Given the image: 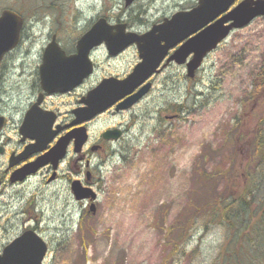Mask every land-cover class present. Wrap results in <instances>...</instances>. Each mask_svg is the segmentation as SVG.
<instances>
[{
    "label": "rangeland",
    "instance_id": "rangeland-1",
    "mask_svg": "<svg viewBox=\"0 0 264 264\" xmlns=\"http://www.w3.org/2000/svg\"><path fill=\"white\" fill-rule=\"evenodd\" d=\"M196 5L197 0H134L129 5L125 0H0V12L10 8L25 18L24 38L11 54L18 56L15 66L7 60L0 90V104L10 118L5 134L9 148L15 154L24 148L17 129L33 99H27V84L35 81L30 74L49 41L48 32L57 31L62 46L70 49L79 33L99 18L108 24L124 23L128 32L144 33L163 17ZM90 58L94 74L77 93H87L102 78H124L139 60L134 45L110 57L103 44L92 50ZM150 80V92L128 111H108L88 125L90 145L106 129L124 131L120 141L105 142L104 152L89 155L85 169L92 171L97 195L94 212L89 203L74 199L63 176L45 184L42 170L10 185L8 176L16 167L5 172L10 153L0 154L4 180L0 254L24 230L33 229L47 245L43 264L219 263L216 258L226 235L221 225L209 224L205 231L201 220L182 231L183 222L206 194L223 193L231 179L237 176V183L246 173L253 134L262 130L258 120L264 114V95H250L264 80V16L232 31L205 57L193 79L186 76L184 66L170 64ZM74 98L52 100L65 111L74 105ZM170 106H177V111H166ZM236 117L241 121L233 127ZM66 122L70 121L64 117L57 124ZM65 133L62 128L55 140ZM236 133L240 145L230 147L225 139ZM26 141V145L33 142ZM71 152L59 165L61 175L73 174L68 164ZM222 166L227 176L215 183L217 192L199 187L200 174H218Z\"/></svg>",
    "mask_w": 264,
    "mask_h": 264
},
{
    "label": "water",
    "instance_id": "water-1",
    "mask_svg": "<svg viewBox=\"0 0 264 264\" xmlns=\"http://www.w3.org/2000/svg\"><path fill=\"white\" fill-rule=\"evenodd\" d=\"M133 1L125 0V5ZM235 1L197 0V5L193 8L165 17L143 34L125 32V24L110 25L104 18H99L77 41L76 54L66 56L54 40L46 47L39 68L42 88L46 92H64L80 84L92 72V62L89 59L91 49L101 43L105 44L110 55H117L129 45L136 44L140 61L131 73L121 80L105 78L90 90L83 99L85 106L73 111L76 116L73 123L92 119L125 96L127 97L116 105V110L129 108L149 91L151 84L146 81L152 74L159 72L158 67L170 48L183 42L166 63L174 60L178 64H185L186 75L192 79L206 55L216 49L232 30L245 27L256 17L264 16V0H241L228 10ZM0 22L4 35L3 44L0 45L1 60L4 53L18 43L23 21L18 13L6 9L0 14ZM190 55L192 57L187 61ZM144 82L146 83L142 85ZM139 86L141 87L134 92ZM54 120L51 112H39L36 105L28 110L19 132L22 140L28 138L35 142L25 146L17 156L11 155L9 167L46 149V145L56 134V130H52ZM3 124L4 118L0 117V129ZM102 136L104 139L116 140L120 137V131L106 130ZM87 137L85 127L68 132L34 161L13 171L10 181H21L48 163L56 170L66 154L70 140L74 139V151L80 152ZM1 151L0 148V153ZM71 192L76 200L89 199V209L95 211L96 193L91 187L83 186L80 181L75 180L72 182ZM24 237H27L26 242L17 243ZM46 252V243L35 231L28 229L3 248L0 264H42Z\"/></svg>",
    "mask_w": 264,
    "mask_h": 264
},
{
    "label": "trees",
    "instance_id": "trees-1",
    "mask_svg": "<svg viewBox=\"0 0 264 264\" xmlns=\"http://www.w3.org/2000/svg\"><path fill=\"white\" fill-rule=\"evenodd\" d=\"M260 93L264 95V80L255 86L250 95L254 98ZM177 109V106H170L166 111L176 112ZM237 117L234 118L233 127L241 121ZM260 120L262 130L253 134L249 157L246 158L249 165L246 173L240 176L242 181L234 182L235 176L223 193L206 194L202 202L197 204L192 217L183 222L182 231H186L191 223H200L201 220L205 231L209 224L216 223L225 230L226 235L216 258L219 263L211 264H264V114L259 116V124ZM238 142V133L230 134L225 139L230 147L239 146ZM226 154H223L224 157ZM223 168L218 174H200L199 187L209 189L212 194L217 192L215 183L227 176ZM181 253L185 255L183 251ZM195 253L192 251L193 257Z\"/></svg>",
    "mask_w": 264,
    "mask_h": 264
},
{
    "label": "flooded vegetation",
    "instance_id": "flooded-vegetation-1",
    "mask_svg": "<svg viewBox=\"0 0 264 264\" xmlns=\"http://www.w3.org/2000/svg\"><path fill=\"white\" fill-rule=\"evenodd\" d=\"M23 27H24V24H23ZM79 33V32H78ZM83 33V32H82ZM82 33H79V36L78 38L75 39V41H77L79 39V37L82 35ZM23 34V32H22ZM59 33L57 31L55 32H52V33H49L47 34V39L49 38V41H52V39H55V41L59 44V46L61 47V49L65 52L66 55L70 56V55H73L76 53V42L74 43L73 47L70 48V49H67V48H64L62 46V42L60 41L59 37H58ZM23 35H21L20 37V42L19 43H22V40H23ZM74 41V40H73ZM47 42V43H48ZM47 43L44 45V47L47 45ZM18 46V45H17ZM16 46V47H17ZM179 44H177L172 50H170L167 54V57L172 53V51L178 47ZM15 47V48H16ZM44 47L41 48L40 50V54H39V64L38 66L36 67L35 71H33L30 75L33 77H35V81H33V83H29L27 84L28 85V89H29V98H27L28 100H31L32 97L33 99L28 103V106L27 108L23 111V116H22V119L25 115V113L28 111V109H30L32 106L36 105V108L38 109L39 112H42V113H49L51 112V114L54 115L55 117V120H54V123L52 125V130H56V134H55V137L53 138V140H51L47 145H46V150H48L52 145L51 143L54 141L56 142V137L58 135V133L62 130V128L65 129L66 133L67 132H70V130H74L78 127H81V126H86L87 129H88V125L91 124L93 121H95L98 116H96L95 118L87 121V122H81V123H73L74 120L76 119V116L74 114V110L78 109V108H81L84 106V102H83V99L85 98V95L86 93L84 92V90L80 91L79 93H77V89H82L83 87V84L85 83V81L87 80V78L85 80H83L80 84H78L77 86H75L74 88H72L71 90L69 91H66V92H46L43 90L42 86H41V80H40V74H39V65L40 63L42 62V57H43V53H44ZM15 48H13L12 50L8 51L7 53H5L1 60H0V90H1V85H2V80H3V72L5 71V69L7 68V60L9 61V64L11 67L15 66L13 61L18 57L17 55H12L11 54L14 52ZM122 53V52H121ZM120 53V54H121ZM119 55V54H118ZM117 55V56H118ZM116 56V57H117ZM10 60L12 61V63H10ZM166 61V58L165 60L163 61V68H166L168 65L172 64V65H176L174 62L172 61H169L167 63H165ZM165 63V64H164ZM19 66H23L22 63L19 64ZM93 66H94V70H95V64L93 62ZM161 70V71H162ZM94 74V72L92 73V75ZM91 75V76H92ZM89 78V77H88ZM152 79V78H150ZM151 82V80H150ZM152 84V82H151ZM75 95V101H74V105H72L71 107H69V109L65 110V111H61L58 109V107L55 105V102L52 100V98L54 97H63V96H72L74 97ZM126 97V96H125ZM123 99V98H122ZM121 99V100H122ZM121 100L117 101L116 104L118 102H120ZM116 104L113 105L112 107L108 108L106 111H104V113L108 112V111H113L115 113L117 112H120V111H128L127 109H124V110H116ZM54 105V106H53ZM6 110L4 109V107L0 104V115L4 116L5 118V124H4V127L0 130V148H2V154H5V153H10L9 156L11 155H15V153L13 152V149H10L9 148V145H8V139H6L5 137V134H6V131L7 130H10V129H7V126H8V121L10 120L9 116H7L6 114ZM103 113H101L100 115H102ZM66 118L68 121L70 122H66L64 123L62 126L61 125H58L57 122L60 121V122H63V118ZM22 119L19 121L20 123H22ZM17 131L19 132V127L17 129ZM122 136L124 135V131L122 130ZM65 133V134H66ZM121 136V138H122ZM59 138V137H58ZM120 138V139H121ZM119 140H108V139H104L102 137V133L100 135V139L98 142L90 145L89 142L87 141L84 148L86 146H88V149L86 150V152H84V150H82V152H80L79 154H76V153H73L71 152L70 154H73V157L71 159H69L68 161V164L71 168V170L73 171V174H70V173H67V174H59V170L55 172H53V168L50 164H47L45 166H42L38 171H36L34 174L36 173H39L41 172L42 170L46 171V175H45V184H48L50 182H52L53 180H57L58 178H60V176H63L64 180L66 181L68 187L70 188V185H71V182L72 180L74 179H77V180H80L81 183H87L88 185L92 186L93 184V177L90 176V180L89 181H86V169H85V165H87L89 163V155L92 154V153H101V152H104L105 149L107 148L106 146V143H113V142H118L120 141ZM27 140V139H26ZM26 140H22V138L20 137L18 139V142L19 144L22 146V143L24 144L23 147L26 146ZM89 140V138H88ZM17 142V143H18ZM25 142V143H24ZM35 142V141H33ZM32 142V143H33ZM50 144V145H49ZM48 146H50L48 148ZM92 146H95V149L94 151L91 150V147ZM106 146V147H105ZM20 147V146H19ZM74 148V139L72 138L69 142V148L68 150H73ZM83 148V149H84ZM18 152H20V150H18ZM17 152V153H18ZM40 152H36V153H33L31 154L30 156H28L26 159L24 160H21L18 165H20L22 162L28 160V158L30 157H33L34 159H36L38 156H40L41 154H39ZM32 159V160H34ZM31 160V161H32ZM27 162H30V161H27ZM63 162V161H62ZM26 163V162H25ZM24 164V163H23ZM22 164V165H23ZM17 165V166H18ZM20 167V166H19ZM18 168V167H16ZM59 169V168H58ZM91 171V170H90ZM7 172L8 174L10 173L9 169L7 168V170L5 171ZM43 172V171H42ZM92 173V171H91ZM32 174V175H34ZM54 174V175H53ZM82 174H84L85 176L83 177ZM32 175H29L27 176L26 178H24L22 181H16V182H11L9 180V176H8V181H9V184L10 185H16V184H19V183H23L26 181V179H28L30 176ZM54 177V178H52ZM4 185V180H3V175H0V188ZM86 203H88L87 201H84Z\"/></svg>",
    "mask_w": 264,
    "mask_h": 264
},
{
    "label": "snow or ice",
    "instance_id": "snow-or-ice-1",
    "mask_svg": "<svg viewBox=\"0 0 264 264\" xmlns=\"http://www.w3.org/2000/svg\"><path fill=\"white\" fill-rule=\"evenodd\" d=\"M4 41V35H3V27L2 22H0V45L3 44ZM27 241V237H24L21 241H17V243H24Z\"/></svg>",
    "mask_w": 264,
    "mask_h": 264
}]
</instances>
